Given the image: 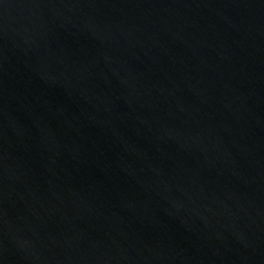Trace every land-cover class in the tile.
Here are the masks:
<instances>
[{"label": "water", "instance_id": "obj_1", "mask_svg": "<svg viewBox=\"0 0 264 264\" xmlns=\"http://www.w3.org/2000/svg\"><path fill=\"white\" fill-rule=\"evenodd\" d=\"M0 264H264V0H0Z\"/></svg>", "mask_w": 264, "mask_h": 264}]
</instances>
